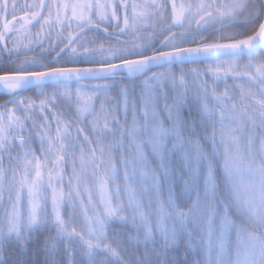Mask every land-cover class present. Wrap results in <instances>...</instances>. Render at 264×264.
<instances>
[{
	"label": "snow or ice",
	"instance_id": "6c2138e0",
	"mask_svg": "<svg viewBox=\"0 0 264 264\" xmlns=\"http://www.w3.org/2000/svg\"><path fill=\"white\" fill-rule=\"evenodd\" d=\"M0 66V264H264V0H0Z\"/></svg>",
	"mask_w": 264,
	"mask_h": 264
},
{
	"label": "trees",
	"instance_id": "16d2710c",
	"mask_svg": "<svg viewBox=\"0 0 264 264\" xmlns=\"http://www.w3.org/2000/svg\"><path fill=\"white\" fill-rule=\"evenodd\" d=\"M31 2H32V0H17V3L20 4V5H23L24 3H31ZM20 14L22 15L23 13L21 12ZM247 34H251V30H249L248 32L245 33V35H247ZM237 38H242V37H237ZM201 67H203V65H201ZM8 70H10L9 67H7V66H0V74H3L5 71H8ZM229 83L231 84L232 82L229 81ZM220 88L221 89L223 88V84L220 85ZM24 95L26 97H33V98H35L34 95H33V92H31V91L24 93ZM7 99H8L7 96L0 94V104L5 103L7 101ZM4 167L5 168L8 167V161H7V159H5V161H4ZM65 219L66 220L68 219V216L67 215L65 216ZM44 235L45 234L38 233L37 236L34 237V239L38 243H42V241L44 239ZM35 247H36V244L30 245L29 251L31 252ZM182 252H183V248L181 246V248L178 249V251L176 253V255L180 258V264H184ZM77 259H79V257H77ZM191 259H192V256L189 255L188 256V260L191 261Z\"/></svg>",
	"mask_w": 264,
	"mask_h": 264
}]
</instances>
